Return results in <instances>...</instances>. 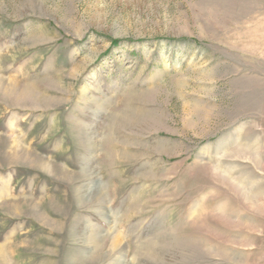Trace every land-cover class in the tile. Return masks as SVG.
Instances as JSON below:
<instances>
[{
    "label": "rangeland",
    "instance_id": "rangeland-1",
    "mask_svg": "<svg viewBox=\"0 0 264 264\" xmlns=\"http://www.w3.org/2000/svg\"><path fill=\"white\" fill-rule=\"evenodd\" d=\"M0 264H264V0H0Z\"/></svg>",
    "mask_w": 264,
    "mask_h": 264
}]
</instances>
